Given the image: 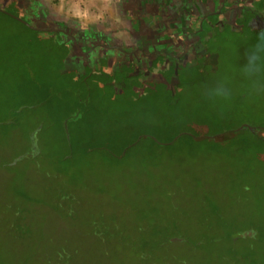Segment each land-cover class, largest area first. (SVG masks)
Instances as JSON below:
<instances>
[{"label":"rangeland","instance_id":"obj_1","mask_svg":"<svg viewBox=\"0 0 264 264\" xmlns=\"http://www.w3.org/2000/svg\"><path fill=\"white\" fill-rule=\"evenodd\" d=\"M210 31L227 58L186 98L228 133L161 145L121 133L112 152L105 137L70 148L68 109L30 56L0 46V264H264V163L228 144L230 122L264 136V46Z\"/></svg>","mask_w":264,"mask_h":264},{"label":"flooded vegetation","instance_id":"obj_2","mask_svg":"<svg viewBox=\"0 0 264 264\" xmlns=\"http://www.w3.org/2000/svg\"><path fill=\"white\" fill-rule=\"evenodd\" d=\"M53 6L0 0V36L9 53L30 56L68 109L70 148L71 137L78 145L105 137L112 152L121 133L129 143L144 137L160 145L228 133L220 118L190 110L186 97L207 90L215 54L227 58L210 28L227 24L264 46V0H116L117 10L95 23Z\"/></svg>","mask_w":264,"mask_h":264},{"label":"crops","instance_id":"obj_3","mask_svg":"<svg viewBox=\"0 0 264 264\" xmlns=\"http://www.w3.org/2000/svg\"><path fill=\"white\" fill-rule=\"evenodd\" d=\"M64 3L65 8L62 10L58 6L59 3ZM54 8H60L61 14L70 19L79 20L81 22L95 23L99 18L106 17L107 14L117 10L116 0H59ZM63 12V13H62ZM5 37L0 36V46L3 47L4 53L9 54V42L3 40Z\"/></svg>","mask_w":264,"mask_h":264},{"label":"trees","instance_id":"obj_4","mask_svg":"<svg viewBox=\"0 0 264 264\" xmlns=\"http://www.w3.org/2000/svg\"><path fill=\"white\" fill-rule=\"evenodd\" d=\"M239 124L241 123L239 122ZM229 126L231 128H229L228 144L235 145L237 149L239 148L241 150V153L247 150V153L250 154L252 159H258V161L260 160L264 163V136L250 132L245 126L238 127V123L235 124V122H230ZM240 129H245L246 133L240 135L233 133V130L240 131ZM254 237H250V239L254 240Z\"/></svg>","mask_w":264,"mask_h":264},{"label":"water","instance_id":"obj_5","mask_svg":"<svg viewBox=\"0 0 264 264\" xmlns=\"http://www.w3.org/2000/svg\"><path fill=\"white\" fill-rule=\"evenodd\" d=\"M248 127H250V126H248Z\"/></svg>","mask_w":264,"mask_h":264}]
</instances>
